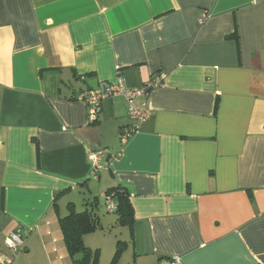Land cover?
Wrapping results in <instances>:
<instances>
[{"label": "crops", "instance_id": "obj_1", "mask_svg": "<svg viewBox=\"0 0 264 264\" xmlns=\"http://www.w3.org/2000/svg\"><path fill=\"white\" fill-rule=\"evenodd\" d=\"M118 85L134 131L124 96L95 124L78 99ZM117 186V264H264V0H0L1 252L19 231L12 264H72L59 218ZM98 217L83 241L110 264Z\"/></svg>", "mask_w": 264, "mask_h": 264}, {"label": "trees", "instance_id": "obj_2", "mask_svg": "<svg viewBox=\"0 0 264 264\" xmlns=\"http://www.w3.org/2000/svg\"><path fill=\"white\" fill-rule=\"evenodd\" d=\"M248 195L251 198L250 191H248ZM105 196L111 201L113 200L115 205L113 214L116 216L117 224L123 228H131L134 217L127 191L120 186L112 187L105 192ZM99 206L98 199H94L87 201L84 204V209L78 211L72 203H69L67 214L59 218L64 245L72 264H98L99 251H92L86 247L83 238L85 235L101 229L97 214ZM124 246L125 242L117 241L110 264H117Z\"/></svg>", "mask_w": 264, "mask_h": 264}, {"label": "built area", "instance_id": "obj_3", "mask_svg": "<svg viewBox=\"0 0 264 264\" xmlns=\"http://www.w3.org/2000/svg\"><path fill=\"white\" fill-rule=\"evenodd\" d=\"M162 80V76L156 77L152 84L149 85V88H156ZM137 93L130 92L126 90L122 85H118L115 87H109L104 91H87L83 92L79 95L78 99L86 104L88 107V122L90 124H94L98 120L99 112H100V102L101 100L108 99L112 96H124L128 103V117L136 122V125H133L130 131H134L137 128V124L145 121L148 118V111L146 109L142 111H137L132 106V98ZM124 134L122 137V141H126L129 136ZM90 159L93 163V170H92V177L94 179L97 178V172L102 167L100 166L99 162L103 159V154L99 153H92L90 155ZM106 206L107 212L112 213L115 209V205L110 199H106ZM4 246L9 251L10 255H6L1 252L0 250V264H12L14 257L24 249L25 246V236L24 234L20 233L19 231H15L10 233L4 239ZM164 264H181L180 260L177 258L171 259L166 261Z\"/></svg>", "mask_w": 264, "mask_h": 264}, {"label": "rangeland", "instance_id": "obj_4", "mask_svg": "<svg viewBox=\"0 0 264 264\" xmlns=\"http://www.w3.org/2000/svg\"><path fill=\"white\" fill-rule=\"evenodd\" d=\"M100 197V196H99ZM94 200V199H92ZM92 200H86L84 199V203L85 204L87 201H92ZM103 203V202H102ZM102 205V206H101ZM99 206V209L97 211V214L101 217V216H104V217H110L111 220L113 221L111 224H112V227L109 226V229H107V231L110 233L111 236H114L116 235V237L118 238V240H121L122 237H127L126 234H124L125 232H123V227L118 225L117 222H116V216L115 214L112 213H107L106 210H107V206H106V202L101 204ZM84 209V206L79 207V211L83 210ZM106 213V214H105ZM109 215V216H107ZM114 223V224H113ZM123 240V239H122ZM86 246V245H85ZM90 249V248H89ZM112 259V258H111Z\"/></svg>", "mask_w": 264, "mask_h": 264}]
</instances>
